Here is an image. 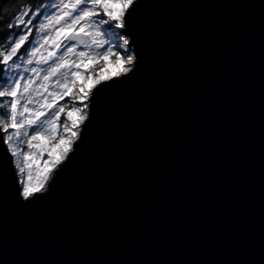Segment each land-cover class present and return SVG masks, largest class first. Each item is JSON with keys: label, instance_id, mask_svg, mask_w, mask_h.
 Returning a JSON list of instances; mask_svg holds the SVG:
<instances>
[{"label": "water", "instance_id": "water-1", "mask_svg": "<svg viewBox=\"0 0 264 264\" xmlns=\"http://www.w3.org/2000/svg\"><path fill=\"white\" fill-rule=\"evenodd\" d=\"M127 31L138 70L28 209L0 140V264H264V0H139Z\"/></svg>", "mask_w": 264, "mask_h": 264}, {"label": "snow or ice", "instance_id": "snow-or-ice-1", "mask_svg": "<svg viewBox=\"0 0 264 264\" xmlns=\"http://www.w3.org/2000/svg\"><path fill=\"white\" fill-rule=\"evenodd\" d=\"M138 3L9 0L7 21L0 8V140L20 209L73 162L101 93L138 70L127 31Z\"/></svg>", "mask_w": 264, "mask_h": 264}, {"label": "trees", "instance_id": "trees-1", "mask_svg": "<svg viewBox=\"0 0 264 264\" xmlns=\"http://www.w3.org/2000/svg\"><path fill=\"white\" fill-rule=\"evenodd\" d=\"M9 0H0V8L4 9L3 16L5 21L9 18V12L14 11L8 7Z\"/></svg>", "mask_w": 264, "mask_h": 264}, {"label": "rangeland", "instance_id": "rangeland-1", "mask_svg": "<svg viewBox=\"0 0 264 264\" xmlns=\"http://www.w3.org/2000/svg\"><path fill=\"white\" fill-rule=\"evenodd\" d=\"M108 67H109V69H112V65H111V63L109 62V65H108ZM112 70H114V69H112ZM5 99H7V98H5ZM11 131V130H10Z\"/></svg>", "mask_w": 264, "mask_h": 264}]
</instances>
